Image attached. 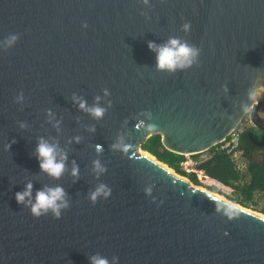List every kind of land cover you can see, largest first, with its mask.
I'll return each mask as SVG.
<instances>
[{
    "label": "water",
    "instance_id": "obj_1",
    "mask_svg": "<svg viewBox=\"0 0 264 264\" xmlns=\"http://www.w3.org/2000/svg\"><path fill=\"white\" fill-rule=\"evenodd\" d=\"M10 34L15 46L0 48V264H90L97 254L110 264H264V216L139 153L159 136L173 154L198 155L244 119L264 147V95L248 96L264 85V0H0V41ZM170 37L199 48L198 63L158 71L148 44ZM97 96L99 120L73 99L90 107ZM41 139L67 154L59 179L39 168ZM29 182L33 196L64 188L60 219L17 204ZM100 184L111 195L93 204Z\"/></svg>",
    "mask_w": 264,
    "mask_h": 264
},
{
    "label": "clouds",
    "instance_id": "obj_2",
    "mask_svg": "<svg viewBox=\"0 0 264 264\" xmlns=\"http://www.w3.org/2000/svg\"><path fill=\"white\" fill-rule=\"evenodd\" d=\"M145 5L148 4V0H143ZM83 27H87L84 24ZM191 25L185 23L182 25V30L187 33L190 31ZM19 39L17 34H10L6 39L0 41V48H12L15 46ZM149 50L155 52L156 56V69L161 72H167L169 74H174L177 71H183L191 68L193 65L198 63L200 56V49L196 46L188 43L186 40H182L178 37H170L168 41L163 45H156L154 43L148 44ZM107 89L104 90V96L109 95ZM262 95H264V85L255 87L251 89L248 93L249 99L252 101L258 100ZM81 110L89 113L94 119H102L106 108L101 106V97L97 96L95 103L92 106H87L86 102L82 99L76 97L73 98ZM24 100L23 92L16 95V101L18 103ZM250 105L245 108L248 111ZM23 127V125H21ZM143 127V124L141 125ZM155 128V125L152 126ZM94 131V129H92ZM77 142L79 137L76 138ZM114 149H121V144L117 143L112 146ZM99 147L97 151H99ZM123 151H127V147H123ZM35 155L37 157L39 168L41 172L47 174L53 179H59L65 171V164L67 160V154L62 152L58 145L51 144L43 139L37 144ZM93 168L99 174L106 171L104 167L101 166L100 162L93 161ZM78 167L73 164L72 176H78ZM147 193L151 192V189H146ZM111 195V189L104 184L98 185L94 191H92L88 199L90 202L95 204L98 198L103 197L104 199L109 198ZM15 200L17 204L22 205L30 211V214L34 218H40L51 214L53 218L60 219L62 213L70 207V201L67 198V194L63 187H45L42 190H38L33 196V184L31 182L27 183L23 191L15 193ZM217 211H220V207H217ZM224 215L231 219L234 215V206L224 207ZM90 264H110L109 260L99 254L93 255L89 258ZM111 264H119V258L113 257Z\"/></svg>",
    "mask_w": 264,
    "mask_h": 264
},
{
    "label": "trees",
    "instance_id": "obj_3",
    "mask_svg": "<svg viewBox=\"0 0 264 264\" xmlns=\"http://www.w3.org/2000/svg\"><path fill=\"white\" fill-rule=\"evenodd\" d=\"M249 133L258 139L257 133L252 127H246L240 136L239 146L243 152L242 168H239L225 154H214L211 159L199 166V170L205 176L232 190L233 197L229 198L232 203L246 209L251 207L256 197L264 194V147L255 146L248 135ZM141 150L168 166L176 174L187 178L193 185L199 186L194 175H187L180 169L184 156L165 150L159 136L149 138L141 146ZM257 152L260 153L261 160H257L252 156ZM209 191L220 192L214 187L209 188Z\"/></svg>",
    "mask_w": 264,
    "mask_h": 264
},
{
    "label": "built area",
    "instance_id": "obj_4",
    "mask_svg": "<svg viewBox=\"0 0 264 264\" xmlns=\"http://www.w3.org/2000/svg\"><path fill=\"white\" fill-rule=\"evenodd\" d=\"M246 127H252L248 119H244L243 122L240 123V125L233 130L224 141L209 151L194 156H184V161L180 164V169L187 175H194L199 184L207 185L212 183L220 190L232 192L231 189L224 187L217 181L205 176L204 173L199 170V166L211 159L214 154H225L229 156L239 168H242L243 152L239 146V140Z\"/></svg>",
    "mask_w": 264,
    "mask_h": 264
},
{
    "label": "rangeland",
    "instance_id": "obj_5",
    "mask_svg": "<svg viewBox=\"0 0 264 264\" xmlns=\"http://www.w3.org/2000/svg\"><path fill=\"white\" fill-rule=\"evenodd\" d=\"M185 179H187V178H185ZM195 186L200 187L202 189H205L207 191H209V188H211V187L216 188L215 185H213L212 183L211 184H207V185L199 184V186L198 185H195ZM216 189H218L220 192L219 193H215V194H217L221 198L231 202L229 200V198L233 197V193L232 192H229L227 190H220L219 188H216ZM210 192H212V191H210ZM212 193H214V192H212ZM248 210H251L253 212H256V213L264 216V194L262 196L256 197V199H254V201H253V204L251 205V207Z\"/></svg>",
    "mask_w": 264,
    "mask_h": 264
},
{
    "label": "bare ground",
    "instance_id": "obj_6",
    "mask_svg": "<svg viewBox=\"0 0 264 264\" xmlns=\"http://www.w3.org/2000/svg\"><path fill=\"white\" fill-rule=\"evenodd\" d=\"M139 153H140L141 155L148 156L150 159H154L152 156L148 155V154L145 153V152L140 151ZM171 172L174 173L173 171H171ZM199 188H200V187H199ZM200 189H202V188H200ZM202 190H205V189H202ZM216 196H218V195H216ZM219 197H220V196H219ZM220 198H221V197H220ZM221 199L227 202V200H225V199H223V198H221ZM261 216H262V215H261Z\"/></svg>",
    "mask_w": 264,
    "mask_h": 264
},
{
    "label": "crops",
    "instance_id": "obj_7",
    "mask_svg": "<svg viewBox=\"0 0 264 264\" xmlns=\"http://www.w3.org/2000/svg\"><path fill=\"white\" fill-rule=\"evenodd\" d=\"M252 156H254V158L255 159H257V160H261V156H260V153H255L254 155H252Z\"/></svg>",
    "mask_w": 264,
    "mask_h": 264
},
{
    "label": "flooded vegetation",
    "instance_id": "obj_8",
    "mask_svg": "<svg viewBox=\"0 0 264 264\" xmlns=\"http://www.w3.org/2000/svg\"><path fill=\"white\" fill-rule=\"evenodd\" d=\"M260 137H261V133H258V132H257V138H258L257 140H259Z\"/></svg>",
    "mask_w": 264,
    "mask_h": 264
}]
</instances>
